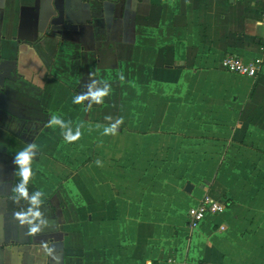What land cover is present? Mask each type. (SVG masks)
I'll return each mask as SVG.
<instances>
[{"label": "crops", "instance_id": "obj_1", "mask_svg": "<svg viewBox=\"0 0 264 264\" xmlns=\"http://www.w3.org/2000/svg\"><path fill=\"white\" fill-rule=\"evenodd\" d=\"M263 11L0 0V264H264V66L256 78L222 68L264 59ZM89 85L111 92L74 103ZM32 143L28 192L45 197L47 221L36 233L14 191L13 158ZM206 195L226 210L192 230Z\"/></svg>", "mask_w": 264, "mask_h": 264}, {"label": "clouds", "instance_id": "obj_2", "mask_svg": "<svg viewBox=\"0 0 264 264\" xmlns=\"http://www.w3.org/2000/svg\"><path fill=\"white\" fill-rule=\"evenodd\" d=\"M258 26L264 24V22H257ZM91 75V74H90ZM94 83V82H93ZM111 92L110 87H105L104 89H96L92 90V86L89 85V91L87 95H77L74 97L73 102L80 104L86 99L91 98L92 101L96 103H102L103 98L108 96ZM123 120L121 119L119 123H122ZM53 126H60L63 127V121L60 120L57 116H52L49 127ZM115 127V126H114ZM109 130H106V132ZM80 133L77 132L75 136L68 135L66 137V140L69 142L76 141L79 139ZM37 149V144L32 143L29 145H26L23 149L18 151L14 158L13 163L18 169V175L20 177V183L15 187L14 191L19 193V196L21 198H24L28 201L29 207L24 211H19L16 213L17 219L22 224H28L29 230L31 233L39 232L42 228V226H45L47 224V221L42 218V213L39 210L41 201L39 199V196L41 193L39 191L33 193L32 195H29L28 192V184L33 177V171H32V163L35 159V150Z\"/></svg>", "mask_w": 264, "mask_h": 264}, {"label": "built area", "instance_id": "obj_3", "mask_svg": "<svg viewBox=\"0 0 264 264\" xmlns=\"http://www.w3.org/2000/svg\"><path fill=\"white\" fill-rule=\"evenodd\" d=\"M261 22H264V11L261 13ZM264 27V24H262ZM264 59L256 58L246 61L238 56H226L222 60V68L229 73H234L250 78H256L262 71ZM226 210V203L206 195L203 201L196 207H192L187 216L188 226L194 230L204 221L207 215L221 214ZM190 264H202L199 262Z\"/></svg>", "mask_w": 264, "mask_h": 264}, {"label": "water", "instance_id": "obj_4", "mask_svg": "<svg viewBox=\"0 0 264 264\" xmlns=\"http://www.w3.org/2000/svg\"><path fill=\"white\" fill-rule=\"evenodd\" d=\"M191 189H192V185L189 184V185L186 187V190H187V191H190Z\"/></svg>", "mask_w": 264, "mask_h": 264}, {"label": "trees", "instance_id": "obj_5", "mask_svg": "<svg viewBox=\"0 0 264 264\" xmlns=\"http://www.w3.org/2000/svg\"><path fill=\"white\" fill-rule=\"evenodd\" d=\"M36 192H37V191H36ZM39 199H40V200H44L45 197H42V195H40V196H39Z\"/></svg>", "mask_w": 264, "mask_h": 264}]
</instances>
